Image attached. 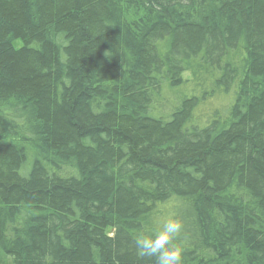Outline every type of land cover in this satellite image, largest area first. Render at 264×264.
<instances>
[{
	"label": "trees",
	"instance_id": "16d2710c",
	"mask_svg": "<svg viewBox=\"0 0 264 264\" xmlns=\"http://www.w3.org/2000/svg\"><path fill=\"white\" fill-rule=\"evenodd\" d=\"M177 217L264 264V0H0V264H154Z\"/></svg>",
	"mask_w": 264,
	"mask_h": 264
},
{
	"label": "clouds",
	"instance_id": "9594fccd",
	"mask_svg": "<svg viewBox=\"0 0 264 264\" xmlns=\"http://www.w3.org/2000/svg\"><path fill=\"white\" fill-rule=\"evenodd\" d=\"M183 231L182 219L164 220L151 233L141 232L135 237L137 255L154 260V264H184L183 249L177 244Z\"/></svg>",
	"mask_w": 264,
	"mask_h": 264
},
{
	"label": "rangeland",
	"instance_id": "374dc122",
	"mask_svg": "<svg viewBox=\"0 0 264 264\" xmlns=\"http://www.w3.org/2000/svg\"><path fill=\"white\" fill-rule=\"evenodd\" d=\"M107 232H109V233H112V232H111V231H109V230H108Z\"/></svg>",
	"mask_w": 264,
	"mask_h": 264
}]
</instances>
